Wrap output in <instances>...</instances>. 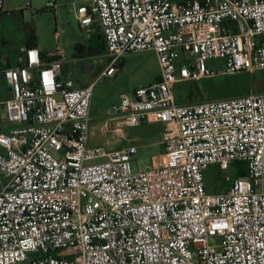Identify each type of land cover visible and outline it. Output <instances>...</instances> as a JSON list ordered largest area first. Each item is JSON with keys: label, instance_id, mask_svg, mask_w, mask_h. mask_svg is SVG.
Segmentation results:
<instances>
[{"label": "built area", "instance_id": "1", "mask_svg": "<svg viewBox=\"0 0 264 264\" xmlns=\"http://www.w3.org/2000/svg\"><path fill=\"white\" fill-rule=\"evenodd\" d=\"M85 2L81 43L100 33L106 45L87 59L108 60L95 83L116 76L131 51L157 54L158 78L112 112L127 127L162 125L165 152L135 168L136 140L91 145L95 83L63 79L60 48H21L2 70L11 96L0 131V264H264V92L190 103L175 93L178 83L264 70V0ZM236 162L247 176L232 174ZM213 165L225 184L216 192Z\"/></svg>", "mask_w": 264, "mask_h": 264}, {"label": "rangeland", "instance_id": "2", "mask_svg": "<svg viewBox=\"0 0 264 264\" xmlns=\"http://www.w3.org/2000/svg\"><path fill=\"white\" fill-rule=\"evenodd\" d=\"M3 1L4 9L0 13V38L8 40L9 46L0 43V52H11L12 59L16 58L17 51L26 45L28 28L33 26L37 34L38 48L41 51L51 52L57 48L61 49L64 59L63 77L66 74L73 81L77 80L78 82L97 79L108 61H103L101 57L98 60L87 59L93 65L92 69H88L86 65L82 66L81 63H75L77 57L85 55L88 58L87 54L78 55L75 47L77 43H87V35L81 31L75 16V10L80 5V1L73 4V2L64 0L61 5L59 4L60 0ZM43 8L46 9L42 10ZM6 60L7 56L4 55L2 62L5 63ZM124 62L116 76L96 82L92 100L93 116L105 114L107 110L112 111L114 104L117 105L120 102L122 94L132 96L137 86L140 87L151 82L159 73L158 57L152 50L131 51L125 55ZM208 65L215 67L216 64L214 61H208ZM1 76L0 70V80ZM188 82L196 84L203 92V97L196 98L192 100L193 102L239 97L243 96L237 93L239 90H241V94L264 92V70L254 73L244 71L204 78L200 81L178 83L175 86L177 101L186 102L183 96L186 95L185 92L189 88ZM0 85L4 87L2 82ZM158 128L156 125L127 127L128 133L141 136L136 139L139 148L134 155L135 168L152 166L153 160L158 161L160 154L165 152V146L160 138L161 131ZM0 150L2 151V148ZM104 159L105 157H99L89 163L101 162ZM221 177H223V173L220 172L218 166H211L207 171V186L219 183Z\"/></svg>", "mask_w": 264, "mask_h": 264}, {"label": "crops", "instance_id": "3", "mask_svg": "<svg viewBox=\"0 0 264 264\" xmlns=\"http://www.w3.org/2000/svg\"><path fill=\"white\" fill-rule=\"evenodd\" d=\"M60 1L61 2H59V4L61 5L64 0H60ZM67 1L73 2V4H77V2L80 1L79 6L86 3L85 0H67ZM55 6H57L56 3H55ZM78 7H77V9H78ZM76 10H75V16H76ZM25 46L26 45H23L21 48H23ZM20 49L16 53V58H15L16 60H17L18 54L20 53ZM92 58H95L96 60L100 59V57H92ZM101 58L103 61H105V60H106V62L108 61L104 57H101ZM89 59H91V58H89ZM124 60H125V57L123 59V62H124ZM75 63H81L82 66L86 65L88 69L93 68V65L91 64V62L88 61L87 58H85L83 56L77 57L75 60ZM159 74H160V66H159V73H157L154 80L158 78ZM1 75L2 76H1L0 84L2 82V84H4V87H1V85H0V131H3V130H6L8 128V123L6 120L5 108H4L3 102L11 96V91H10V87L8 86L4 76L2 74V70H1ZM62 78L67 79L70 77L68 75L64 74V77L62 76ZM154 80H152L151 82L144 84V85H149ZM95 81H96V79L95 80L92 79L91 81H79V82L77 80H75L74 83H75V86L77 85V86L83 87V86H87L89 84L95 83ZM94 87H95V85H94ZM137 87H139V86H137ZM93 95H94V91H93ZM114 105H116V104H114ZM92 110H93V104L91 107V124H90V130H91L90 144L91 145H93V146L103 145V146H107V147L112 148V149H117V148H121V147L133 142L134 140H136L138 138H141L140 135H136V134L134 135V134L128 133L127 132V126H124L120 122L119 116L117 114H113L112 111L107 110L105 114L102 113L96 117V116L92 115ZM96 118H97V120H95ZM108 121L109 122L112 121V123H113L112 129L107 126ZM143 125H149V126L150 125H156L157 127H159L158 129H159V131H161L160 138L162 140L163 130H164V127L162 125L152 124V123H145ZM143 125H141V126H143ZM132 128H135V127H132ZM162 154H160V155H162Z\"/></svg>", "mask_w": 264, "mask_h": 264}, {"label": "trees", "instance_id": "4", "mask_svg": "<svg viewBox=\"0 0 264 264\" xmlns=\"http://www.w3.org/2000/svg\"><path fill=\"white\" fill-rule=\"evenodd\" d=\"M46 8H43L42 10H45ZM0 43L3 44L4 46H9V41L4 39V38H0ZM26 46L28 47H38V42H37V34H36V30L33 26H30L28 28V39L26 42ZM76 50L78 51V55H102L105 50H106V45L103 39L102 34L97 33L95 34L92 39H91V44L90 46L86 47L84 46L82 43H77L76 44ZM6 55L7 56V60L6 62H2V57ZM13 57L11 56V52H0V70H3L6 67H10V66H14L16 64V59H12ZM124 65V62H122V64L120 65V68ZM244 72V71H242ZM189 83V88L188 90L185 92L186 95L183 96V99L186 100V102H180L179 103H190L193 102L192 100L196 99V98H202L203 97V92L198 88V86L196 84H191V82ZM237 93L239 95H247L248 93H244L241 94V90L237 91ZM235 94V93H234ZM231 172L232 174L237 177V176H247L248 172L244 166V164L240 163V162H236L232 165L231 167ZM225 184L223 181V178L221 177V181L215 185H210L207 186L208 191L210 192H216V191H220L224 188Z\"/></svg>", "mask_w": 264, "mask_h": 264}]
</instances>
